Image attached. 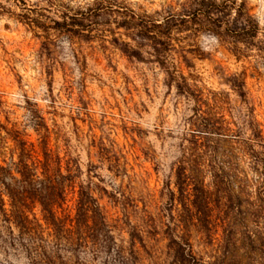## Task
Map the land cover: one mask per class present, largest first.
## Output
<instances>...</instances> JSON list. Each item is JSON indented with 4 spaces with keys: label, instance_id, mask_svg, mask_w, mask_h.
Here are the masks:
<instances>
[{
    "label": "rangeland",
    "instance_id": "obj_1",
    "mask_svg": "<svg viewBox=\"0 0 264 264\" xmlns=\"http://www.w3.org/2000/svg\"><path fill=\"white\" fill-rule=\"evenodd\" d=\"M97 1L0 0V165L18 175V140L26 141L24 158L32 149L40 159L44 151L59 157L72 175L65 214L74 216L82 186L97 199L119 245L128 247L132 226L140 232L138 264H170L169 236L183 234L175 226L181 205L174 172L194 146L195 108L224 115L245 138L255 124L264 138V53L236 54L217 35L191 29L174 32L160 63L151 41L122 25L121 7L99 12L91 31L62 27L64 12ZM115 1L160 18L180 0ZM247 3L262 40L264 0ZM2 219L0 264H30L20 244H10L16 228ZM188 229L196 257L214 263L217 243ZM93 251L88 244L58 252L65 264H124L113 252Z\"/></svg>",
    "mask_w": 264,
    "mask_h": 264
},
{
    "label": "trees",
    "instance_id": "obj_2",
    "mask_svg": "<svg viewBox=\"0 0 264 264\" xmlns=\"http://www.w3.org/2000/svg\"><path fill=\"white\" fill-rule=\"evenodd\" d=\"M113 7L123 9L121 23L125 28L135 29L137 37L151 41L160 63H164L160 58L177 39L174 32L191 29L217 35L236 54L245 55L254 49L264 53V37L258 38L259 22L247 0H180L168 5L160 18L137 13L115 0H100L93 7L71 14L64 12L62 27L74 34L91 31L99 12ZM125 52L138 55L134 49L127 48ZM204 113L202 108H195L190 128L194 146L189 155L178 161L174 172L177 201L181 205L179 224L175 226L181 225L183 234L169 236L170 264H205L196 257L190 238L185 237L189 225L208 244L217 243L212 264H264L262 131L253 124L251 137L245 138L224 115L214 118ZM18 144V175L10 172L8 176L9 170L0 165V215L17 230L16 235L12 232L10 244L18 242L30 264H65L58 252L62 247L88 244L93 252L103 249L108 254L113 252L124 264H138L136 242L144 244L137 228L132 226L129 232L128 247L119 245L97 199L82 186L74 216L65 214L72 175L63 172L59 157L50 152L44 151V158L40 159L32 149L24 158L26 141L18 140ZM167 228L175 230L170 225Z\"/></svg>",
    "mask_w": 264,
    "mask_h": 264
}]
</instances>
